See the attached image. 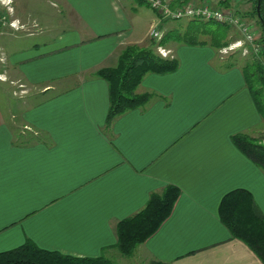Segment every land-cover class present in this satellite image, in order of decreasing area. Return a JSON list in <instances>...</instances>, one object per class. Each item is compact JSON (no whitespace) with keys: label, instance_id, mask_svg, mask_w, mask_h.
<instances>
[{"label":"crops","instance_id":"1","mask_svg":"<svg viewBox=\"0 0 264 264\" xmlns=\"http://www.w3.org/2000/svg\"><path fill=\"white\" fill-rule=\"evenodd\" d=\"M122 1L134 3L51 0L68 28L65 19L76 20L77 30L43 46L0 45L9 61L0 76L30 92L13 105L16 114L0 111V252L31 240L76 257L107 256L117 252L119 221L174 184L179 199L159 230L136 247L137 264H264L219 216L222 197L238 188L252 193L264 216V170L233 141L240 133L264 134L246 79L250 61L177 35L158 42L150 27L159 22L164 38L178 22L161 20L151 7L144 32L133 38ZM230 2L244 16L253 13L252 0ZM19 15L40 27L42 16ZM152 41L156 51L158 44L172 51L178 68L146 74L137 92L150 93L149 101L108 125L109 86L97 71L115 66L126 46Z\"/></svg>","mask_w":264,"mask_h":264},{"label":"trees","instance_id":"2","mask_svg":"<svg viewBox=\"0 0 264 264\" xmlns=\"http://www.w3.org/2000/svg\"><path fill=\"white\" fill-rule=\"evenodd\" d=\"M143 1V0H141ZM254 3L253 15L256 16L262 29L261 41L264 42V0L261 1L260 14L257 11L258 0ZM145 2V1H143ZM147 4V3H146ZM224 7H230V0H222ZM148 5V4H147ZM149 6V5H148ZM150 7V6H149ZM154 10V9H153ZM177 27L166 34L161 40L164 43L168 36H175L190 44H205L200 34L208 32L211 44L218 48L227 46L230 42L223 39L227 35L228 25L216 21L184 18L176 20ZM186 28L181 31V27ZM155 41L150 46L128 45L121 52L115 66L104 67L97 71L109 86L110 108L107 124L125 112L145 105L150 93H138L137 88L144 76L150 72L166 74L176 70L179 61L176 58L162 57L156 51ZM264 58V53L262 54ZM252 66V68H251ZM246 79L260 111L264 85V63L257 59L251 60L246 66ZM263 99V100H262ZM233 141L242 152L264 169V144L247 134L234 135ZM180 188L177 185H167L162 193H153L146 206L132 216L126 217L117 224L116 248L122 255L131 256L136 247L154 235L172 214L179 199ZM219 216L221 222L231 234L243 240L264 262V216L257 207L252 193L238 188L226 193L220 202ZM0 264H118L105 256L76 257L58 251L40 248L35 242L28 240L24 244L0 252ZM148 264H173L161 260H152Z\"/></svg>","mask_w":264,"mask_h":264},{"label":"rangeland","instance_id":"3","mask_svg":"<svg viewBox=\"0 0 264 264\" xmlns=\"http://www.w3.org/2000/svg\"><path fill=\"white\" fill-rule=\"evenodd\" d=\"M133 1L134 3H126L125 1H122V4L126 8L132 20V24L134 27L133 38H135L136 36L144 32L145 27L147 25V18L150 17L151 15L149 13H151L153 10L145 2L141 0H133ZM191 1H195L197 3H202V4H209L211 7H216V8L219 7L222 8L223 10H231V11L233 10L232 12L235 13V15H237L238 17L242 18L243 19L242 21H245L247 25H251L253 29H257L258 33H260L262 37V29L260 23L257 21V18L256 16L253 15V13L251 14L250 17H247L244 16V13L237 11L234 7L231 6L224 7L221 4L220 5L215 4L212 0H190V1H184V3ZM50 2L51 0H0V45L3 44L8 50H12V51H13L12 46H15L16 50H18V48L24 49V48H32V46H43L44 44L51 42L52 38L56 37L58 34L67 33L72 30H77L76 20L74 18L65 19L66 21L67 20L69 21V25H72L70 26V28H68L67 24L62 19L64 15L56 11L60 9L59 5H54ZM181 4L182 3H180V5ZM20 10L22 11L24 10L25 12H29L30 14H34V16L35 15L40 17L42 16L40 19L41 21L39 23L40 27L37 25V23H34L33 27H29L27 24L30 23L28 22L30 20L27 19H26L27 21L24 20L25 18H22L19 15ZM23 25H27V26L23 27ZM159 25H160L159 22L153 24L150 27L149 33L151 32L152 28L158 29ZM185 28L186 26L185 27L183 26V28L181 27L180 29L183 32V29ZM227 28H228L227 35L223 37L224 40L229 41L231 43L243 39L242 34L239 32L236 26L228 25ZM14 31H16L17 34H20V38L19 35L14 36L13 34ZM21 31L27 33L35 32V34H33L32 36H25L22 35L23 33H20ZM150 35L151 34H149V36ZM200 38L207 42L211 41V35L208 34L207 31L201 33ZM2 52L3 50L0 49V56H1L0 70L3 69L7 70L9 66V61L5 56L7 52L5 50L4 52L6 53L2 54ZM263 53L264 50L262 54ZM171 55L173 56L172 51H171ZM227 55L237 57V61L239 60V62H246V60L251 61L257 59L260 62L264 63L263 55L259 54V56H257L258 54H255L252 51L248 52L247 54H243L241 50H234L233 52H230L225 56ZM2 74L0 76V79L6 82L0 81V111L2 113L4 112V114L6 113V115L9 116L12 113L16 114L18 112V108H14L13 105L15 103L16 104L19 103L22 100L28 99L27 95L30 92H29V88H27V86L25 87L24 84H21V82L20 83L14 82L13 80L9 79L8 76ZM260 84L261 82L258 83V86L261 87L262 89L263 92L262 98L264 99V85L263 84L260 85ZM263 105H264V101L262 103V106ZM263 112H264V108H263ZM262 116L264 117V113L262 114ZM254 139L264 144V134L259 137H255ZM105 257L118 264H137L139 262L137 258H134V253L131 256H125L122 255L118 249L117 252L113 251V253H110Z\"/></svg>","mask_w":264,"mask_h":264},{"label":"built area","instance_id":"4","mask_svg":"<svg viewBox=\"0 0 264 264\" xmlns=\"http://www.w3.org/2000/svg\"><path fill=\"white\" fill-rule=\"evenodd\" d=\"M152 9L157 11L159 17L165 20H180L184 18L201 19L205 21H216L228 25L236 26L242 34L243 39L231 42L227 46L220 48V53L226 55L234 50H241L243 54L252 51L255 54L262 55L264 43L261 41V34L257 29H253L251 25H247L243 19L235 15L231 10H223L222 8L211 7L209 4L197 3L195 1L173 6L171 0H143ZM151 36L160 42L163 33L156 28H152ZM157 52L163 57H171V50L157 45Z\"/></svg>","mask_w":264,"mask_h":264},{"label":"water","instance_id":"5","mask_svg":"<svg viewBox=\"0 0 264 264\" xmlns=\"http://www.w3.org/2000/svg\"><path fill=\"white\" fill-rule=\"evenodd\" d=\"M261 1L262 0H258V4H257V11H258V14L261 15L260 13V9H261ZM263 29H264V22H263Z\"/></svg>","mask_w":264,"mask_h":264}]
</instances>
